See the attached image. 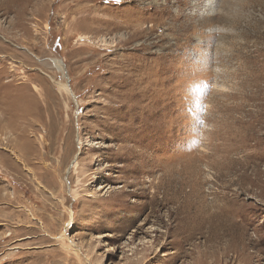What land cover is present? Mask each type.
I'll use <instances>...</instances> for the list:
<instances>
[{
	"label": "rangeland",
	"instance_id": "rangeland-1",
	"mask_svg": "<svg viewBox=\"0 0 264 264\" xmlns=\"http://www.w3.org/2000/svg\"><path fill=\"white\" fill-rule=\"evenodd\" d=\"M0 264H264V0H0Z\"/></svg>",
	"mask_w": 264,
	"mask_h": 264
},
{
	"label": "bare ground",
	"instance_id": "bare-ground-1",
	"mask_svg": "<svg viewBox=\"0 0 264 264\" xmlns=\"http://www.w3.org/2000/svg\"><path fill=\"white\" fill-rule=\"evenodd\" d=\"M52 62H53V64H54V66L57 68V70L60 71V72H63V74L65 75L64 69H63V67H61V66H62L61 61L55 59V60H53ZM59 87H60L61 89L65 90V91H67L68 93L71 94L70 88H69V86L67 85V83L59 84ZM35 89H36L37 91H40L38 87H35ZM74 165H75V163H74ZM67 173H69V171H67ZM85 179H86V178H85ZM66 181H67V183H68V179H66Z\"/></svg>",
	"mask_w": 264,
	"mask_h": 264
}]
</instances>
